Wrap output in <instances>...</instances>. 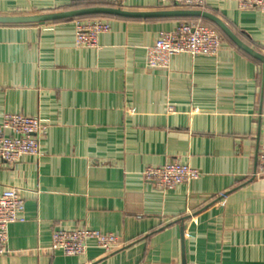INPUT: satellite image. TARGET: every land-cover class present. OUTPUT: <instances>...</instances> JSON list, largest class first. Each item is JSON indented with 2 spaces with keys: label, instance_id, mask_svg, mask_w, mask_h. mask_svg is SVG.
I'll return each mask as SVG.
<instances>
[{
  "label": "crops",
  "instance_id": "1",
  "mask_svg": "<svg viewBox=\"0 0 264 264\" xmlns=\"http://www.w3.org/2000/svg\"><path fill=\"white\" fill-rule=\"evenodd\" d=\"M95 6L178 8L0 0V16ZM202 9L264 54V10L238 0H206ZM101 15L0 23V122L19 113L47 126L39 156L0 167V196L17 188L25 200L0 264H264L263 62L210 21L222 35L218 54L174 55L150 69L146 48L185 18ZM91 18L111 28L96 46H80L75 21ZM175 160L200 176L169 190L144 178L146 167ZM76 227L113 233L124 246L106 253L91 243L83 256L51 249L55 229Z\"/></svg>",
  "mask_w": 264,
  "mask_h": 264
},
{
  "label": "built area",
  "instance_id": "2",
  "mask_svg": "<svg viewBox=\"0 0 264 264\" xmlns=\"http://www.w3.org/2000/svg\"><path fill=\"white\" fill-rule=\"evenodd\" d=\"M178 8H203L206 0H161ZM243 9L264 10V0H238ZM111 24L100 18L77 19L75 21L76 43L94 47L98 35L107 32ZM222 44V35L212 26L192 20L180 22L171 31H161L154 44L146 48V65L150 69L167 68L174 55L188 54L216 55ZM174 108L171 106L170 108ZM38 116L7 113L0 122V167L15 164L25 155L39 156L41 139L46 131ZM259 175H264V144L258 154ZM143 176L161 190L174 189L182 183L200 176V171L180 160L161 165L148 166ZM25 200L17 188L4 190L0 196V255L9 252L8 229L14 222L25 220ZM94 243L106 253H112L124 246V241L113 233L86 227L55 229L52 234V250H61L66 255H86Z\"/></svg>",
  "mask_w": 264,
  "mask_h": 264
},
{
  "label": "water",
  "instance_id": "3",
  "mask_svg": "<svg viewBox=\"0 0 264 264\" xmlns=\"http://www.w3.org/2000/svg\"><path fill=\"white\" fill-rule=\"evenodd\" d=\"M73 1V0H64ZM108 14L122 17L133 18H152V17H182V18H203L214 22L223 32L242 50L252 57L260 60L264 64V54L247 45L242 41L230 27L215 14L201 8H176L160 11H130L118 7L95 6L87 8L72 9L60 12L42 13L34 15L0 16V23H34L52 20H61L84 15Z\"/></svg>",
  "mask_w": 264,
  "mask_h": 264
},
{
  "label": "trees",
  "instance_id": "4",
  "mask_svg": "<svg viewBox=\"0 0 264 264\" xmlns=\"http://www.w3.org/2000/svg\"><path fill=\"white\" fill-rule=\"evenodd\" d=\"M103 15L101 14H94V15H86V16H80V17H101ZM184 20H192V21H196L198 23H203V24H210L213 25V23H210V21L203 19V18H185ZM215 28H218L216 25H213ZM219 29V28H218ZM225 33H222V35H224Z\"/></svg>",
  "mask_w": 264,
  "mask_h": 264
}]
</instances>
